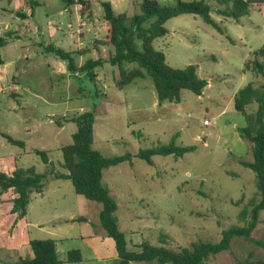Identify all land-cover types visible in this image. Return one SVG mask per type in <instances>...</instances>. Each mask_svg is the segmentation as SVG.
Listing matches in <instances>:
<instances>
[{
	"label": "rangeland",
	"instance_id": "374dc122",
	"mask_svg": "<svg viewBox=\"0 0 264 264\" xmlns=\"http://www.w3.org/2000/svg\"><path fill=\"white\" fill-rule=\"evenodd\" d=\"M88 1L87 16L63 0H0V38L6 42L0 48V160H4L0 168L9 174L14 167H33L44 176L42 192H32L27 207L33 239L54 240L60 261L68 251L78 249L77 264H97L95 259L101 264L117 262L113 241L100 230L101 205L75 194L70 181L56 179L65 173L59 148L71 143L76 130L70 119L86 111L94 116L93 148L105 157L134 156L140 149L169 144L172 138L177 146L193 147L181 157L153 156L151 165L133 157L131 164L103 171L102 183L116 201L118 228L129 250L138 251L147 242L178 251L197 240L218 242L222 231L245 226L250 202L259 197L253 172L240 164L252 161L251 145L239 137L245 122L232 100L249 82L264 90V77L251 70L242 73L244 62L264 46V5L251 7L248 15L234 20L218 16L211 3L218 29L192 14L166 21V34L155 39L153 47L172 68L196 65L197 76L207 85L200 96L182 90L178 103L162 102L159 108L150 77L118 89L116 67L104 63L93 71L92 81L85 72L68 71L65 61L48 52L49 46L82 52L74 56L77 66L98 57L107 61L112 48L104 42L101 2L110 3L116 15L131 17L139 13L142 0ZM156 1L162 6L176 3ZM153 21L150 18L145 26ZM245 111L254 114L256 104ZM1 134L23 141L29 153L22 154V148L12 146ZM34 149L47 151L49 162L44 164ZM14 196L13 190L0 193L5 202L0 204L1 212ZM262 220L264 211L250 234L261 246L234 237L227 251L209 256L203 264L264 259ZM7 221L0 226V264L18 260L16 256L7 260L2 248L13 231L11 220ZM24 246L19 253L28 257L31 250H23Z\"/></svg>",
	"mask_w": 264,
	"mask_h": 264
},
{
	"label": "trees",
	"instance_id": "16d2710c",
	"mask_svg": "<svg viewBox=\"0 0 264 264\" xmlns=\"http://www.w3.org/2000/svg\"><path fill=\"white\" fill-rule=\"evenodd\" d=\"M63 2L67 7L80 6L81 15H84V12H87V16L90 14L88 0H63ZM211 3H215L214 12L218 16L238 20L248 15L251 7L264 5V0H192L189 2L176 0L172 6H162L156 0H142L138 5L139 13L131 17L125 14L116 15L110 3L101 2L106 26L104 42L112 48V51L108 53L107 61L98 57L77 66L74 63V56L82 55V52H66L53 46H49L47 50L65 61L68 71L85 72L92 81L96 79L93 71L104 63L116 67L118 79L115 86L118 89L134 79L148 76L152 79L158 103H178L182 90H188L200 96L207 82L197 76L196 65L190 64L182 69L170 67L165 61L164 54L153 47V41L166 34L164 28L166 21L183 14L199 16L203 22L218 29L211 17L213 7ZM150 18H154V21L147 27L145 23ZM5 43V40L0 38V48ZM251 56L252 59L248 58L244 62L242 73L245 70H251L256 75L264 77V46L254 51ZM126 63L134 64L136 67L127 70L123 66ZM1 64L3 61L0 56ZM252 102L256 104V111L254 114H247L245 109ZM232 105L234 110L243 116L245 122V126L239 129V135L251 145L252 161H240V164L253 172L259 199L256 202H250L249 220L245 226L222 231L218 242L197 240L190 245V248L184 247L178 251L147 242H142L138 251L127 248L125 234L118 228L115 215L116 201L107 186L102 183V174L104 170L118 164L125 162L131 164L133 157L151 165L153 156L177 158L192 151L193 147L177 146L172 138L169 144L140 149L134 156L125 153L120 156L105 157L93 148V113L82 112L70 119L76 130L71 136V143L59 148L65 173L56 176V179L70 181L75 194L101 205L98 214L99 225L106 237L113 241L117 257L116 264H129L130 262L203 264L209 256L227 251L234 237H241L261 246V242L251 238L250 234L259 222V212L264 211V90L256 87L253 82H249L235 93ZM58 127H62L59 122ZM1 136L13 146L19 148L25 146L23 141L13 139L6 134H1ZM33 152L44 164L48 163L47 151L34 149ZM43 180L44 176L36 173L33 167H15L9 174L0 171V193L8 190L14 191L15 196L11 200L10 213L14 214L17 219H22L26 215L30 194L42 192ZM242 215L244 212L240 216ZM159 242L163 241L159 239ZM28 245L32 255L19 257L13 264H75L81 262L78 249L68 251L65 260L60 261L57 258L55 242L51 239H33L28 242ZM238 264H264V259L248 257Z\"/></svg>",
	"mask_w": 264,
	"mask_h": 264
},
{
	"label": "crops",
	"instance_id": "0c3cea01",
	"mask_svg": "<svg viewBox=\"0 0 264 264\" xmlns=\"http://www.w3.org/2000/svg\"><path fill=\"white\" fill-rule=\"evenodd\" d=\"M72 6V5H71ZM76 7H79V11H80V6L78 5H74ZM80 13V12H79ZM18 13H16L17 15ZM20 15V14H18ZM81 15V14H80ZM84 15H87L86 13ZM22 16V15H21ZM79 33H80V29H79ZM106 33V31H105ZM73 52V51H72ZM76 52V50H75ZM94 60V59H93ZM2 65V64H1ZM114 67V66H111ZM157 107L161 108V104L158 103ZM240 137V136H239ZM13 146V145H12ZM17 147V146H16ZM27 153H29V151H26L24 148H22V154L26 155ZM49 162V161H48ZM0 164L4 165V160H0ZM15 167L12 169L14 170ZM2 169L0 168V171ZM12 170L10 171V173L12 172ZM3 172V171H2ZM63 180V179H60ZM13 199V198H12ZM30 200V199H29ZM1 203H5L3 202V200L0 199V204ZM9 207L6 211L1 212L0 211V226H3V224H8L7 220H11V224L9 225V228H11V226L13 227V231H12V235H11V240L8 241L2 248L5 251V254H7V260H10L12 258V256H16L17 258L19 257H24L22 254L19 253V249L25 245L23 247V250L26 249H30L28 242L30 240H33L32 234H31V226H33L31 223H28L27 221V208H26V215L24 216V218L22 219H17L16 216L14 214L10 213V209L12 207V203L11 201H8ZM29 204V203H28ZM28 207V205H27ZM7 214V216H6ZM69 221H72V217H70ZM34 227V226H33ZM100 230L102 231L101 227ZM106 237V236H105ZM91 237L88 236H83L82 239L87 240ZM102 239V238H101ZM105 239V238H104ZM103 240V239H102ZM54 241V240H53ZM55 242V241H54ZM56 247V245H55ZM9 254V257H8ZM26 255H28V253H26ZM32 254L28 255L31 256ZM95 263L97 264H101L102 262L99 261V259H95ZM64 261V260H63ZM6 263V262H5ZM13 264V263H11ZM77 264V263H75Z\"/></svg>",
	"mask_w": 264,
	"mask_h": 264
},
{
	"label": "built area",
	"instance_id": "2783aa9c",
	"mask_svg": "<svg viewBox=\"0 0 264 264\" xmlns=\"http://www.w3.org/2000/svg\"><path fill=\"white\" fill-rule=\"evenodd\" d=\"M203 124H208V121L204 120V121H203Z\"/></svg>",
	"mask_w": 264,
	"mask_h": 264
}]
</instances>
